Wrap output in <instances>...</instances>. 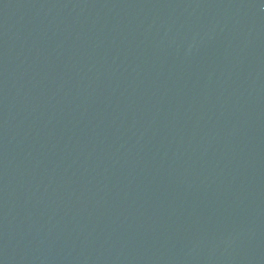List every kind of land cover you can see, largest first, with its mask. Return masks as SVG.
Wrapping results in <instances>:
<instances>
[{"label":"water","instance_id":"95a60500","mask_svg":"<svg viewBox=\"0 0 264 264\" xmlns=\"http://www.w3.org/2000/svg\"><path fill=\"white\" fill-rule=\"evenodd\" d=\"M0 264H264V0H0Z\"/></svg>","mask_w":264,"mask_h":264}]
</instances>
